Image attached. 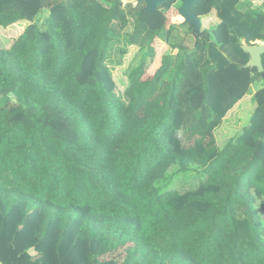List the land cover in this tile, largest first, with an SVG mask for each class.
I'll return each mask as SVG.
<instances>
[{"label": "trees", "instance_id": "16d2710c", "mask_svg": "<svg viewBox=\"0 0 264 264\" xmlns=\"http://www.w3.org/2000/svg\"><path fill=\"white\" fill-rule=\"evenodd\" d=\"M183 1L0 0V29L27 24L0 42V264H264V77L242 49L264 13L197 0L218 22L193 35L160 17ZM130 47L122 101L108 68ZM183 175L197 182L172 189Z\"/></svg>", "mask_w": 264, "mask_h": 264}, {"label": "rangeland", "instance_id": "374dc122", "mask_svg": "<svg viewBox=\"0 0 264 264\" xmlns=\"http://www.w3.org/2000/svg\"><path fill=\"white\" fill-rule=\"evenodd\" d=\"M124 1L127 2L128 0H124ZM181 3L182 2L176 3L168 13L160 17L165 18V20H167L166 21L167 24L172 23L173 22L172 17L178 13V9L181 6ZM47 14L48 11L45 10L41 13L40 17H46ZM212 16L215 17V15L213 14ZM214 24L215 22L211 26H213ZM26 25H27L26 23H18L8 28L0 29L1 47L3 49H8L13 43V41L19 35H21ZM201 25L203 29L209 28V27L205 28L203 26L202 21H201ZM163 46L165 45L161 43H157L155 45V51L157 53V57L152 67L147 72V75L152 74V72L159 66L161 56L168 51V49L162 50ZM136 52L137 49L135 47H130L128 49L127 55L123 59V64L121 66H109L108 68L110 75L115 83V94L119 98H121L122 101L124 99L123 93L127 85V79L124 75V70L130 64ZM262 84H263L262 82H257L254 85H252L250 89V93H254L256 90H258L261 87ZM253 110H254V104L246 96L238 103V105L234 107L233 110H231L228 113L221 127L214 132V139L216 145L219 148H221L227 142V140L235 137L244 127L248 125ZM180 178H178L177 180L174 179L175 181L174 183H172V189L177 190L179 192H184L185 190L190 189L193 186V184L197 182V179H193V178L189 179L187 175L180 176Z\"/></svg>", "mask_w": 264, "mask_h": 264}, {"label": "water", "instance_id": "95a60500", "mask_svg": "<svg viewBox=\"0 0 264 264\" xmlns=\"http://www.w3.org/2000/svg\"><path fill=\"white\" fill-rule=\"evenodd\" d=\"M165 2L166 0H135L136 4L143 3V10L148 13L160 11L162 4ZM196 3L197 0H184L178 9V15H181L184 18V24L192 27L193 35H199L202 27L200 19L191 12V8L195 6ZM242 49L249 55V61L245 67L251 69L255 68L257 72L264 77V69L261 60V57L264 54V43L251 47L243 45Z\"/></svg>", "mask_w": 264, "mask_h": 264}, {"label": "clouds", "instance_id": "9594fccd", "mask_svg": "<svg viewBox=\"0 0 264 264\" xmlns=\"http://www.w3.org/2000/svg\"><path fill=\"white\" fill-rule=\"evenodd\" d=\"M251 10L252 11H258V12H261V13H264V0H253L252 4H251ZM202 23H203V26L205 28H208L210 27L214 22H215V17H213L212 15H208L206 17H201L200 18ZM174 23L175 22H179L180 24H184V18L181 16V15H177L175 18H174Z\"/></svg>", "mask_w": 264, "mask_h": 264}, {"label": "built area", "instance_id": "2783aa9c", "mask_svg": "<svg viewBox=\"0 0 264 264\" xmlns=\"http://www.w3.org/2000/svg\"><path fill=\"white\" fill-rule=\"evenodd\" d=\"M133 1V4H136L135 3V0H132ZM242 2H248V3H250V5L252 4V2H253V0H241ZM264 42H257L256 43V45H258V44H263Z\"/></svg>", "mask_w": 264, "mask_h": 264}, {"label": "crops", "instance_id": "0c3cea01", "mask_svg": "<svg viewBox=\"0 0 264 264\" xmlns=\"http://www.w3.org/2000/svg\"><path fill=\"white\" fill-rule=\"evenodd\" d=\"M213 15H215V13L213 12ZM216 18V17H215ZM218 22V20L217 19H215V23H217ZM166 46V45H165ZM167 47V46H166ZM167 49H168V47H167ZM160 63V62H159ZM249 99H250V96H247ZM238 105V104H237Z\"/></svg>", "mask_w": 264, "mask_h": 264}]
</instances>
